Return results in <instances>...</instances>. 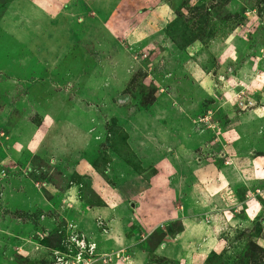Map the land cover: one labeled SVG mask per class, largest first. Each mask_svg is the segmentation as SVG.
I'll return each instance as SVG.
<instances>
[{"label":"rangeland","instance_id":"rangeland-1","mask_svg":"<svg viewBox=\"0 0 264 264\" xmlns=\"http://www.w3.org/2000/svg\"><path fill=\"white\" fill-rule=\"evenodd\" d=\"M0 264H264V0H0Z\"/></svg>","mask_w":264,"mask_h":264},{"label":"crops","instance_id":"crops-1","mask_svg":"<svg viewBox=\"0 0 264 264\" xmlns=\"http://www.w3.org/2000/svg\"><path fill=\"white\" fill-rule=\"evenodd\" d=\"M88 150H90L89 149V147L87 148ZM141 160H140V159ZM137 160L140 162L139 164H140V168L139 169H145V160H146V158H141L140 156H138V158H137ZM141 161H143V163L141 162ZM112 163V164H111ZM117 164V163H116ZM111 165V167H112V165H115V163L114 162H110V164H107V166H110ZM117 165H120V163H118ZM127 170H129V171H131L132 173H136L135 171H134V167L132 166H130V165H126V164H124L123 165ZM116 167H118V166H116ZM113 168V167H112ZM107 171H110L108 168L106 169ZM137 171H139V170H137ZM108 177H109V180H114V178H113V175L111 174V172L107 175ZM107 179V178H106ZM115 179H116V176H115ZM253 179H255V177H253ZM123 181H125V180H122V182ZM246 181H250L249 179H247ZM94 185V184H93ZM121 185H124L125 186V184H121ZM243 185H248V184H245V183H243ZM250 185V184H249ZM107 186V185H106ZM118 187V186H117ZM121 187V186H120ZM153 191H154V186H149V189H147V190H145V191H143V192H141V193H139L138 195H136V196H134L133 195V197H131V198H129L127 201L126 200H124V201H122L119 197L117 198V200L115 201V203H116V212L114 213V216H115V218L114 219H112V220H110V219H108L109 221H108V223H106V225H110V229H113V228H115L116 226H115V223L116 222H120L121 220H119L120 218H122L123 216H125L126 217V219L124 220L125 222L124 223H126V221H128L129 219L133 222V223H137L139 226H141V227H145V228H150L151 229V231H154V229L152 228V223H154V222H156L157 220H158V218H159V215H160V217H161V214H160V212L158 211V210H156L154 207H158L159 206V204H160V200L159 199H157L156 197L155 198H153L152 199V201L151 202H149V203H146V202H144L143 203V214L141 213V214H139L138 213V209H139V205H138V203L139 204H141L140 203V200H142L143 199V201L145 200V197L146 196H149L151 193H153ZM153 194H155V192L153 193ZM133 198V199H132ZM129 200H136V203H133L134 205H132V208L133 209H131V211L132 212H128V211H126V209H125V211H122L121 209H119V205L120 204H122V205H124V203L123 202H128ZM108 202V201H107ZM118 202H120V204H118ZM206 202V206L207 207H209V199H208V201H207V199H204V200H202V203H205ZM109 203V202H108ZM118 205V206H117ZM250 205H252V203H250ZM254 207V206H253ZM106 209H109V208H106ZM151 209V210H150ZM103 210V209H102ZM110 210V209H109ZM251 210H252V208H251ZM116 214V215H115ZM124 214V215H123ZM210 214V213H209ZM107 215V214H106ZM102 216V218H104V219H107L108 218V216ZM95 217H97L96 215H93V219L95 218ZM107 222V221H106ZM121 222H123V221H121ZM183 233H185L184 235L186 236V230H184V232ZM182 233V234H183ZM181 234V235H182ZM204 233H200V236H201V238L203 237L202 235H203ZM180 236V235H179ZM183 236V235H182ZM189 236H191V237H193V233H191ZM188 236V237H189ZM199 236V237H200ZM186 238V237H185ZM112 240H114V238L112 237ZM208 243H210V241L208 242ZM166 245V244H165ZM161 247V246H160ZM160 247H159V249H160ZM163 248V247H162ZM213 249V248H212ZM168 252H169V254H171V253H175L174 251H173V249H169V250H167ZM167 252V253H168ZM176 254V253H175ZM174 257H175V255H174Z\"/></svg>","mask_w":264,"mask_h":264},{"label":"built area","instance_id":"built-area-1","mask_svg":"<svg viewBox=\"0 0 264 264\" xmlns=\"http://www.w3.org/2000/svg\"><path fill=\"white\" fill-rule=\"evenodd\" d=\"M93 251H94V249H93ZM77 260H78V258H77ZM78 262H81V259H79Z\"/></svg>","mask_w":264,"mask_h":264}]
</instances>
